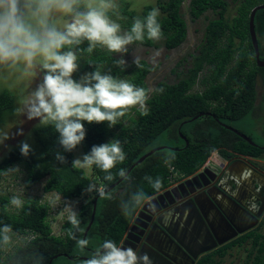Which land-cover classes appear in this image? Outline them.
<instances>
[{
    "label": "trees",
    "instance_id": "obj_1",
    "mask_svg": "<svg viewBox=\"0 0 264 264\" xmlns=\"http://www.w3.org/2000/svg\"><path fill=\"white\" fill-rule=\"evenodd\" d=\"M184 1L157 0L155 4H148L141 11L132 9L127 4L121 8L122 16L119 20L115 19L119 11L116 10L115 14L110 12L109 15L120 23L122 32H125L131 29L135 18H143L153 9H158L161 38L164 39L165 47L172 50L181 46L188 38V24L182 14ZM260 4L264 3L261 0H243L240 17L232 24L227 15V0H191L190 14L193 19L200 18L209 10L216 11L219 17L210 20L207 25L205 41L199 53L193 56L192 66L188 71L178 82L161 81L156 92L150 95L147 78L154 67L146 60H140L139 66H135L128 81L149 91L148 108L144 110L146 114L137 109V117L132 118L131 123L123 126L116 134L110 130L107 122H84L87 135L78 147H83L85 154L89 153L94 145L107 143L110 135L121 141L126 154L124 162L118 163L110 170L112 180L105 179L109 173L95 165L92 166L104 191L117 183L110 191L103 192L102 195L96 193L91 199L86 198V189L90 184H94V180L84 168L72 166L75 150L71 153L64 152L58 144L59 133L51 126H38L34 129L35 145L31 147L32 152L28 157L21 154L20 146L14 147L6 154L0 160V179L11 167L21 164L27 170V187H34L45 180V192H55L66 199L84 198L83 204L76 212L79 228L84 231H78L68 219L62 226L64 235H56L49 220V202L29 197L17 211H12L11 197L0 194V264H50L51 261V264H85L105 240L115 241L120 246L129 226L144 205L135 204L133 198L138 193H144L149 198L159 194L169 187L174 171H177L179 176L193 175L214 151L221 149L223 155H228L230 152L223 147L244 155L257 157L263 154V144L254 140L250 131L246 132L247 135L258 145L240 137L231 144L226 142L222 137V131L225 129L218 122L220 118H229L246 123V115L255 109L258 100L259 79L264 84V67L257 64L249 27L251 12ZM255 25L261 57L264 59V8L257 11ZM225 39L227 44L222 43ZM134 43L157 45L155 40H149L147 36L143 41ZM87 47V41L80 45L82 49ZM78 55L79 69L74 73V77L79 78L83 73H91L95 68L102 72L108 67L111 68L110 66V74L117 76L118 72L113 70V65H116L115 61L118 59L107 48L97 45L91 53L84 51ZM206 67L210 73L201 79L202 84L206 86L205 91L191 93ZM17 99L18 96L11 89H0V127L7 118L14 115ZM208 111H212L216 117L193 119ZM193 123L213 130L208 136L201 135L193 139L188 131ZM180 134L187 137L188 145ZM166 136L174 137L179 142L169 145L170 148L163 147L162 140ZM156 147L162 148L138 162ZM58 151L66 157V164H61L56 159L55 154ZM171 166H174V171H171ZM121 169L125 170L123 176L119 174ZM121 179L123 180L119 182ZM157 180L161 181L158 190L153 187ZM92 219L93 223L89 227ZM5 225H9L11 231L18 234L29 235V241L16 247L6 258L2 232ZM69 231L74 233L75 238L69 235ZM81 239L87 240L86 246L78 245L77 241ZM250 240L251 259L245 264H264V234L257 230L243 234L204 254L196 264H223L222 259L230 249L241 247Z\"/></svg>",
    "mask_w": 264,
    "mask_h": 264
},
{
    "label": "clouds",
    "instance_id": "obj_2",
    "mask_svg": "<svg viewBox=\"0 0 264 264\" xmlns=\"http://www.w3.org/2000/svg\"><path fill=\"white\" fill-rule=\"evenodd\" d=\"M118 7L116 0H0V70L22 71L25 76L34 75L37 67L43 71L42 82L20 102L14 114L29 121L38 119L42 127H53L59 133L58 144L64 152L71 153L84 142L87 135L84 122H107L111 128L128 109L139 105L142 112L145 110L149 91L127 80L101 72L99 68L79 81L73 78L79 68L78 53H91L100 45L109 52L126 54L130 44L143 41L145 36L149 40L161 38L158 9L143 18H135L131 29L122 32L120 23L109 15L110 12L115 14ZM84 41L88 42L87 49L80 48ZM133 62L139 66L138 58L134 57ZM115 64L123 69L127 61L122 56ZM18 134L24 135L22 128ZM9 138V132L0 130V144ZM20 150L25 157L32 152L27 141L21 142ZM55 157L61 164L67 163L61 152H56ZM125 159L121 141L115 138L94 145L89 153L74 159L72 166L90 168L95 165L109 173L105 179L112 180L110 170ZM15 170L20 169L15 167ZM119 174L125 175V170L121 169ZM184 178L187 176H180L177 182ZM176 184L170 183L169 187ZM153 187L158 190L161 181H155ZM93 191L102 195L104 189L90 184L86 192ZM151 198L138 193L133 199L135 204L141 205ZM22 203L19 197L11 199V204L17 208ZM150 208L156 211L154 205ZM69 219L78 231H84L79 228L75 211ZM2 232L3 241L8 243L11 227L5 225ZM69 235L75 238L71 231ZM77 243L84 247L88 242L81 239ZM85 264H153V261L147 253L105 240Z\"/></svg>",
    "mask_w": 264,
    "mask_h": 264
},
{
    "label": "water",
    "instance_id": "obj_3",
    "mask_svg": "<svg viewBox=\"0 0 264 264\" xmlns=\"http://www.w3.org/2000/svg\"><path fill=\"white\" fill-rule=\"evenodd\" d=\"M262 8L264 4L252 10L249 24L259 67H264V59L255 20L257 11ZM200 116L202 113L193 119ZM227 127L258 145L246 134ZM181 137L188 145L186 136L181 134ZM161 148L152 149L138 162ZM263 189L264 173L244 157L234 158L226 169L211 164L203 172L180 181L144 203L121 246L147 253L153 264H196L204 254L259 224L264 210V195L259 192ZM96 204L97 199L94 200L95 209ZM150 205L155 206V212ZM92 223L93 219L89 227Z\"/></svg>",
    "mask_w": 264,
    "mask_h": 264
},
{
    "label": "rangeland",
    "instance_id": "obj_4",
    "mask_svg": "<svg viewBox=\"0 0 264 264\" xmlns=\"http://www.w3.org/2000/svg\"><path fill=\"white\" fill-rule=\"evenodd\" d=\"M229 3L228 17H230L231 23L234 24L236 19L240 17V7L243 0H227ZM264 3V0H261ZM157 0H116L119 5L117 11L119 15L116 16V20L121 18V8L124 5L129 4L130 8L137 11H141L148 4H155ZM190 2L191 0H185L182 6V14L188 24V38L179 47L169 50L165 47L164 39L160 38L155 40L156 46H145L141 43L130 44L127 48V53H113L116 59H120L122 56L127 61V66L123 69L113 65V70L118 72L116 78L129 80L132 76V71L136 64L133 62L134 57L138 60H146L154 67V70L149 74L147 83L150 88V95H153L157 86L161 81H167L169 83L178 82L188 69L192 66L193 56L198 54L205 39L206 27L210 20L219 17L218 13L213 10L207 11L198 19H193L190 14ZM239 42V38L237 39ZM227 44L226 39L222 42ZM264 44V42H263ZM111 68H106L102 72L110 73ZM209 67V66H208ZM206 67L200 74L199 81L193 88V90L201 91L200 80L206 73H210L209 68ZM79 69V68H78ZM83 73L79 78L74 77L76 80H80L81 77L86 75ZM43 77V71L40 67L34 70V75L25 76L22 71H3L0 70V89L9 88L17 96L18 101L16 106H20V102L27 97L32 90H34L41 82ZM16 107V108H17ZM148 108L146 103L145 110ZM137 109L140 110L139 105L128 109L126 115L121 117L118 124L115 127H111L112 132L119 133L123 126H127L131 123L132 118L137 117ZM231 122L245 132L251 133L254 140L264 145V122H258V119L254 117L252 111L246 115L244 121H232ZM262 126L258 125L261 124ZM39 126V120H27L26 117H18L15 114L5 121L0 127V130L10 133V138L3 144H0V160L8 154L14 147L20 146L21 142L27 141L31 147L35 145L34 129ZM23 129L24 135H19L20 129ZM213 129L209 130L207 126H198V123L191 124L188 128L190 133H194L191 137L193 139L199 138L201 135L208 136ZM215 131H217L214 128ZM115 139L114 136H109L108 142ZM163 146H169L177 144L179 141L174 137L166 136L162 140ZM85 154L83 147H78L75 150V159L80 158ZM18 167L20 170H15ZM11 169V170H10ZM0 179V194L9 195L11 199L19 197L23 203L29 197L39 198L41 201H47L50 205L49 220L52 224L53 232L56 235H64L62 226L66 220L70 218L72 212H77L84 202V198H70L66 199L62 195L55 192H45L44 184L45 180L34 187L26 186L27 170L21 165H15L11 167ZM87 174L94 180V185L97 189L102 187L101 182L97 179L93 172L92 167L84 168ZM97 192L85 193L86 198L91 199ZM19 208L11 204V210L17 211ZM264 233V225L259 229ZM10 240L4 245V257L6 258L12 253L16 247L22 246L29 241V235H21L14 231L8 233ZM252 249V240L241 247H234L228 251V254L222 259L223 264H245L251 257H249V251Z\"/></svg>",
    "mask_w": 264,
    "mask_h": 264
},
{
    "label": "flooded vegetation",
    "instance_id": "obj_5",
    "mask_svg": "<svg viewBox=\"0 0 264 264\" xmlns=\"http://www.w3.org/2000/svg\"><path fill=\"white\" fill-rule=\"evenodd\" d=\"M207 74V73H206ZM200 83H201V86H202V90L201 91H199V90H191V93H203L204 91H205V88H206V86H204L203 84H202V81L200 80ZM258 93H259V91H258ZM260 97H262V98H264V92H261V93H259V96H258V100H259V98ZM258 100L256 101V106L254 107L255 109H252L251 111H252V114L254 115V117H256V113L258 114ZM208 116H211V117H213V118H215L216 116L213 114V112L212 111H208V112H206V113H204V112H202V116H200L198 119H206V117H208ZM218 122H219V124H220V126H222L225 130H223L222 131V137L226 140V142H228V143H232L236 138H238V137H240V138H242L241 137V135H239L237 132H235L233 129H230V128H228L227 126H230V127H232V128H234V129H236L237 131H239V132H241V133H243V134H246L247 135V133L245 132V131H243V129H240V128H238L237 126H235L232 122H231V120L229 119V118H227V119H222V118H220V119H218ZM198 126H200L199 124H198ZM190 133V132H189ZM184 135V134H183ZM192 135H195L194 133H190V136H192ZM185 136V135H184ZM248 136V135H247ZM180 137H181V134H180ZM182 138V137H181ZM187 138V137H186ZM183 139V138H182ZM243 139V138H242ZM264 146V145H263ZM225 150H227V151H229L230 153L228 154V155H225V157H226V159H227V163L225 164V167H224V169H226L229 165H230V163L232 162V160L234 159V158H236V157H244V158H246L245 156H243V155H238V152L237 151H233L231 148H228V147H223ZM246 159H248V158H246ZM248 161H250L251 162V164H253L257 169H259L260 171H262L263 173H264V168L260 165V164H257V163H254L253 161H251L250 159H248ZM207 168V167H206ZM206 168H200L196 173H194L193 175H190V176H187V178H184V179H188V178H191V177H193L194 175H196V174H199V173H201V172H203ZM182 181H183V179H182ZM204 188L202 187L201 188V190H203ZM260 194H262V195H264V189L262 190V191H260L259 192ZM261 204V203H260ZM140 211V210H139ZM257 211H260V209L259 208H257ZM139 213V212H138ZM138 213H137V215H138ZM137 215L135 216V218H134V220H133V222L135 221V219L137 218ZM133 222L131 223V225L129 226V228H128V230H127V233H126V235H125V237L127 236V234L129 233V230H130V228L132 227V225H133ZM263 225H264V210H263V212H262V215H261V217L259 218V224L257 225V226H255L254 228H252V229H250V230H248L247 232H245V233H243V234H246V233H248V232H250V231H254V230H257L258 232H260L259 231V229L261 228V227H263ZM262 233V232H261ZM243 234H241V235H243ZM262 234H264V233H262ZM241 235H239V236H241ZM238 236V237H239ZM125 237L123 238V240H122V242H121V244H120V246L123 244V241H124V239H125ZM139 242H142V240L141 241H139ZM227 244V243H226ZM221 247V246H220ZM219 248V247H218Z\"/></svg>",
    "mask_w": 264,
    "mask_h": 264
},
{
    "label": "crops",
    "instance_id": "obj_6",
    "mask_svg": "<svg viewBox=\"0 0 264 264\" xmlns=\"http://www.w3.org/2000/svg\"><path fill=\"white\" fill-rule=\"evenodd\" d=\"M258 91L259 93L264 92V84L261 79L258 81ZM258 114L256 113V118L258 119V122H264V98L260 97L258 100ZM264 124V123H263ZM259 126H262L261 124H258ZM264 130V127L261 129V131ZM223 149V148H222ZM218 151L221 152V149H218ZM222 154V152H221ZM238 155H243L246 158L250 159L254 163L260 164L264 168V153L260 156H251V155H244L238 152ZM184 180V179H183Z\"/></svg>",
    "mask_w": 264,
    "mask_h": 264
},
{
    "label": "built area",
    "instance_id": "obj_7",
    "mask_svg": "<svg viewBox=\"0 0 264 264\" xmlns=\"http://www.w3.org/2000/svg\"><path fill=\"white\" fill-rule=\"evenodd\" d=\"M221 163H223V164H221ZM226 163H227V159H226L225 155L221 154L220 151L216 150L211 154V156L203 164L202 168H206L211 164L218 165V166L224 168ZM171 171H174V166H171ZM179 177H180L179 174L176 171H174L170 183L171 184L178 183L177 181H178Z\"/></svg>",
    "mask_w": 264,
    "mask_h": 264
},
{
    "label": "bare ground",
    "instance_id": "obj_8",
    "mask_svg": "<svg viewBox=\"0 0 264 264\" xmlns=\"http://www.w3.org/2000/svg\"><path fill=\"white\" fill-rule=\"evenodd\" d=\"M221 164H223V163H221Z\"/></svg>",
    "mask_w": 264,
    "mask_h": 264
}]
</instances>
